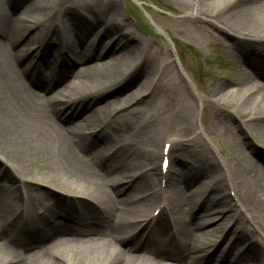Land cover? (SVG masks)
Masks as SVG:
<instances>
[{"label":"bare ground","instance_id":"obj_1","mask_svg":"<svg viewBox=\"0 0 264 264\" xmlns=\"http://www.w3.org/2000/svg\"><path fill=\"white\" fill-rule=\"evenodd\" d=\"M169 1L209 16L227 40L223 50L235 58L240 53L249 69L239 65L236 75L215 76L212 83L219 82L208 93L245 118L233 145L212 148L190 137L196 108L169 62L175 57L171 40L160 45L142 36L116 0H0V158L17 173L0 165V264H264V163L256 159L254 143L239 141L257 136L264 144V0ZM19 4L24 18L11 20ZM249 39L258 45L239 49ZM41 48L40 66L32 67ZM25 56L30 62L20 65ZM35 69L34 85L25 82L21 75ZM43 70L49 75L40 76ZM139 75L143 80L122 97L83 110L89 98ZM58 83V95H48ZM236 86L241 88L232 90ZM78 114L83 124L72 130L66 123ZM217 116L200 118L210 136ZM99 144L116 150L91 155ZM22 146L46 174L32 173ZM159 156L171 157L170 167L174 162L177 169H158ZM203 177L197 190L191 188ZM190 189L202 195L198 204ZM166 212L169 219L162 217ZM75 222L99 240L73 242L66 233L76 232ZM204 224L215 225L209 236L200 232ZM35 240H47L39 256L12 254L19 251L13 246L28 250L25 242Z\"/></svg>","mask_w":264,"mask_h":264},{"label":"rangeland","instance_id":"obj_2","mask_svg":"<svg viewBox=\"0 0 264 264\" xmlns=\"http://www.w3.org/2000/svg\"><path fill=\"white\" fill-rule=\"evenodd\" d=\"M116 1L119 3L122 12L126 15L128 20L130 21L131 27L137 30V32L141 33L142 36H144L149 40L156 41L160 45H162V43L164 41H167L168 39L171 40L175 52V57L169 60V62H174V64L176 65V77L177 80L180 82V86L184 91L183 96L188 98L189 101L196 108L194 120L196 122L197 129L190 137L192 138L193 136H198L205 144H209L212 148H216L218 145H225V146H229L230 144L233 145L234 144L233 133H239L238 129H241L243 127V121L245 120V118L234 114L233 111L228 107L229 105L228 106L226 105L228 108L224 105H219L217 102H215V97L211 95L209 96L208 93L211 92L214 86H216V84L219 82V80H217L218 82H216L215 84L212 83L213 81H215V76L225 77L230 73H235V75L237 74L238 72L237 68L239 67V65L240 66L243 65L241 63L242 55L234 50L235 51L234 54H236V58H235L234 55L232 56L229 52H225L223 50V48L226 47L227 40L224 39L221 30H219V26L212 23L209 16L203 14L192 15L188 11H183L178 9L169 0H137V1L116 0ZM22 2L24 3V1ZM25 5L26 4H24V6ZM18 9H20L21 11L20 12L15 11L14 13L10 14L12 17L11 20L24 18L23 17L24 13L22 11L21 6ZM102 31L103 30L100 31V34L102 33ZM64 35L70 36V33L65 31L64 29ZM253 45L256 46L258 44L256 43V41L251 39H249V41L246 43L239 42L238 44L239 49H241L242 51L252 50ZM19 47H22V44H19ZM38 55L40 56V53H38ZM135 58H138L136 52L133 54V59ZM38 59H39L38 57H35L32 63L37 62ZM95 59L96 58H92L88 60V62L86 63L95 62L96 61ZM23 62L24 63L20 65H25L27 64V62H30V57L24 58ZM37 63L39 64L40 62ZM243 68L249 70L247 67H245V65H243ZM48 74L49 72L45 70L44 75L42 76L45 77L48 76ZM131 74L133 75V72ZM131 74L127 75L126 78L131 79ZM21 77L26 82V77L23 75H21ZM143 78L144 75H139L138 77L136 76L135 78H133L132 81L129 82V84L123 87L122 86L113 87L105 91L101 95L89 98L90 100H87L83 103L82 106L85 107L83 110L90 111L91 108L101 105L107 101L117 100L118 98L122 97L125 93L133 89L134 85L137 84L139 81L143 80ZM164 80L166 82H169L171 80L170 76H167L166 78H164ZM61 88L62 85L59 83L52 86L49 92L50 96L52 95L57 96ZM240 88L241 86H236L232 90H239ZM35 91L41 92L40 90H35ZM175 103L176 102H172V104ZM208 105H211L212 108L209 109ZM82 106H80L78 109H81ZM115 106H116L115 102L108 106V110L109 112H111V116H113L114 114L113 109L115 108ZM214 113L218 115L217 116L218 126L216 129L217 130L216 135L210 136L209 133L205 129H203L200 118H202V121L206 122L208 121L211 115H214ZM80 118L81 115L78 114L77 116L70 118L69 122H67L66 124L69 127H71L70 129L76 130L83 124L82 121L83 116L81 119ZM75 121L76 123L74 125H71V123ZM171 130H172L171 132H173L174 130H177V127L173 126ZM215 138L217 140L216 142L214 140ZM252 140L253 137L247 138V136H244L243 138H240L239 141L241 143L242 141H244L245 143H252V144L254 143L256 145L255 148L256 150L254 152V155L256 159L264 163V144H262V141H260L259 137L257 136H254V142ZM162 141L161 143L164 142ZM22 148H24V146H22L21 149ZM24 150H25L24 154L26 159L31 161L27 163L28 165L27 167L32 171V173L36 175H40L41 173L46 174L47 171L42 172L40 171V167L39 168L36 167L37 166L35 162L36 160L34 159L35 157L33 153L30 150L28 151L27 147L24 148ZM115 150H116L115 147L114 149H112V144H108V145L105 144V146L99 144V146H94L91 149L90 154L96 157L98 155L111 154ZM119 156L120 154H118L117 157ZM169 158L171 162L172 158L171 157ZM161 160L162 157L159 156L157 161L158 169L161 168ZM0 165L3 166V169H5L4 171L7 172L9 171V173L11 172L14 173L13 168L10 167V165L4 162L1 158H0ZM175 168L177 169V163L174 164L173 162L171 164L170 170L171 169L173 170ZM123 173L125 175L130 174L129 169H124ZM14 175H17V173L15 172ZM204 180H205L204 177L200 178L192 185L191 188L195 187L198 181H200L201 183ZM16 185H17L16 187H18L19 189V186H21L19 180L17 181ZM198 186L195 187L196 190ZM42 187L50 188L44 185ZM195 188L192 190L194 191ZM53 191H55L56 193L59 192L56 189L54 190V188ZM130 192H131V188L129 187L126 188V191L124 193H130ZM59 193L60 194L58 195H60L61 197L62 196L68 197L66 194L62 192ZM190 193H193L191 192V189L188 192V194L192 197L193 200H197V204L203 199L202 195H200L198 191L193 195ZM12 196L14 195L12 194ZM80 199H84V198L80 197ZM84 200L88 201L89 203V200L86 199ZM90 206L92 205L89 203L88 207ZM69 207H71L70 203H69ZM149 207L151 208L148 209V212L154 210L153 205H150ZM194 209H195L194 212H196L197 208ZM162 217L164 219L167 218L169 219L170 215L168 212H166L162 214ZM214 228H215L214 224H204L200 228V232L202 234L209 236L210 233L214 232ZM84 235L86 236V238H77L73 240V242L79 241V239H85L82 241H88L87 239H90V241L99 240L98 239L99 236L96 237L95 233L85 232ZM175 237H176L175 238L176 241L178 240L181 242V240L183 239L181 236H178L177 234ZM20 239L24 240V238H20ZM108 239L112 243L117 244V241L114 240L112 237L109 236L107 240ZM25 243L28 250H24V249L22 250L17 247L19 251L14 250L15 252L12 251L14 252L12 254L20 255L22 258H33L35 256L40 255V252L37 250L39 248L38 246H41L43 244V241L35 240L29 242V244L26 241ZM33 249L35 253L33 252ZM134 252H137V250ZM170 260L173 261L172 258H170ZM179 264H189V263L180 262Z\"/></svg>","mask_w":264,"mask_h":264},{"label":"snow or ice","instance_id":"obj_3","mask_svg":"<svg viewBox=\"0 0 264 264\" xmlns=\"http://www.w3.org/2000/svg\"><path fill=\"white\" fill-rule=\"evenodd\" d=\"M165 163H166V161H165Z\"/></svg>","mask_w":264,"mask_h":264}]
</instances>
